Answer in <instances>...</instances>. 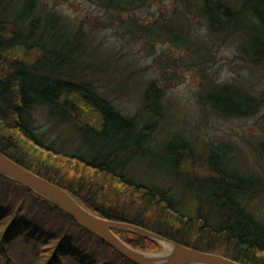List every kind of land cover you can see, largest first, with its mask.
Here are the masks:
<instances>
[{"label": "trees", "instance_id": "trees-1", "mask_svg": "<svg viewBox=\"0 0 264 264\" xmlns=\"http://www.w3.org/2000/svg\"><path fill=\"white\" fill-rule=\"evenodd\" d=\"M99 29L118 31L124 43H163L158 63L166 74L179 59L173 58L176 49L187 52L184 64L214 62L212 42L235 43L245 66L263 68L264 0H0V151L103 217L246 264H264V213L248 207L250 199L264 197V174L242 171L235 160L242 156L239 149L230 146L219 160L207 156L202 163L194 140L187 138L151 158L166 169L161 182L131 175L133 161L154 155L167 131L181 133L171 122L167 128V112L153 110L157 103L171 109L156 79L139 89L134 113L114 103V95L139 88L141 69L104 45ZM242 81L208 79L203 88L239 84L236 101L218 98L225 101L211 111L256 113L264 99L245 86L252 79ZM38 111L52 122L50 130L39 131ZM60 125L97 152L73 148V139L58 146L61 134L50 139L49 133ZM202 169L212 175L202 176ZM114 230L135 248L162 247L138 231ZM0 264L139 263L42 194L0 174Z\"/></svg>", "mask_w": 264, "mask_h": 264}, {"label": "rangeland", "instance_id": "rangeland-1", "mask_svg": "<svg viewBox=\"0 0 264 264\" xmlns=\"http://www.w3.org/2000/svg\"><path fill=\"white\" fill-rule=\"evenodd\" d=\"M202 24V22H198L200 29H204ZM116 32L118 31L114 29L110 31L99 29L100 38H102L104 45L112 50L116 49L122 52L127 58L131 57L130 59L134 63L140 65L139 69L141 70L136 74L139 88L132 87L129 92L123 95H114V103L123 112L134 113L139 106V89L145 87L150 79H156L164 87L165 99H168L170 102L171 109L166 108L164 104L157 103L153 107V110H157L156 113L167 112L166 115H169L166 121L167 128H170L169 126L172 123L171 126L174 130H178L181 133V135H177L176 131L174 133L167 131L166 135L160 137L158 143L155 145L156 147L152 150L154 155H149L148 157L150 160H143V158L137 157L131 164V175L134 178L156 183L161 182L162 178L167 175L166 169L155 166L151 162L154 159L151 158L157 159L161 157L162 154H165L164 147L179 142L185 143L187 138H190L192 141L194 140L195 154L198 156V162L201 160L202 163H207V156H214L216 160H219L218 158L225 147H212L211 143L226 145L231 146V150L239 149L240 153H242L241 157L236 155L235 159L240 164L239 167L242 171L264 174V155L261 154V151L264 152V104L260 106L256 113L250 115H219L211 111L213 109L212 106L218 105V102L225 101L226 98L236 101V97L239 95L237 90L239 84L231 85L230 87L222 85L214 88L208 85L203 88L206 85L204 83L208 79L237 83L239 81L243 82L244 78L249 77L252 79V82H244L245 86L251 88L254 95H261L263 98L264 66L263 68L245 66L243 61L235 54L236 45L233 42H212L215 45L212 49L214 62L201 67L197 64H184L188 60H182L181 58H186L187 52L176 49L173 50V58L178 57L179 59L175 61L176 64H173L166 74L163 70V65L160 67L158 63L159 55L164 50L163 43L154 41L153 48L149 44L150 42L145 43V41L136 44L125 40L124 43V38L116 35ZM168 47L166 46L165 49ZM134 48L135 51L130 50ZM221 109L222 111L228 110V108L226 109L222 106ZM37 116L39 131L50 130L52 122L47 118L45 113L38 111ZM166 125H164L163 130L166 129ZM65 131H68L66 125L57 126L56 130L49 133V137L53 139V137L61 134L57 137V144L58 146H62L67 140H72L74 137L72 133H69V131L65 133ZM72 147L81 150L88 149L94 153L97 152L96 147H92L90 143H86L81 138L75 139ZM188 171L191 172V170ZM200 174L204 177L212 175L210 169H202ZM248 207L259 214L264 213V197L256 196L250 199ZM159 242L162 246L159 251L147 252L159 253L164 251V242L161 240Z\"/></svg>", "mask_w": 264, "mask_h": 264}, {"label": "water", "instance_id": "water-1", "mask_svg": "<svg viewBox=\"0 0 264 264\" xmlns=\"http://www.w3.org/2000/svg\"><path fill=\"white\" fill-rule=\"evenodd\" d=\"M0 174L42 194L66 211L80 226L94 233L139 264H246L222 254L174 242L129 221L103 217L80 203L66 188L34 172L2 151H0ZM117 227L135 230L155 239L171 242L174 248L167 258L151 257L147 253L154 252H147L130 245L116 233L114 228Z\"/></svg>", "mask_w": 264, "mask_h": 264}, {"label": "bare ground", "instance_id": "bare-ground-1", "mask_svg": "<svg viewBox=\"0 0 264 264\" xmlns=\"http://www.w3.org/2000/svg\"><path fill=\"white\" fill-rule=\"evenodd\" d=\"M227 148V150H229V146H225ZM164 242V246H165V250L161 251L159 253H147L149 256L154 257V258H167L170 253L172 252L174 245L171 242L168 241H163Z\"/></svg>", "mask_w": 264, "mask_h": 264}, {"label": "flooded vegetation", "instance_id": "flooded-vegetation-1", "mask_svg": "<svg viewBox=\"0 0 264 264\" xmlns=\"http://www.w3.org/2000/svg\"><path fill=\"white\" fill-rule=\"evenodd\" d=\"M222 155H223V153H222ZM222 155H221V157H222Z\"/></svg>", "mask_w": 264, "mask_h": 264}]
</instances>
